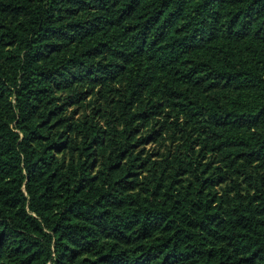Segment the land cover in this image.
<instances>
[{
    "label": "trees",
    "instance_id": "16d2710c",
    "mask_svg": "<svg viewBox=\"0 0 264 264\" xmlns=\"http://www.w3.org/2000/svg\"><path fill=\"white\" fill-rule=\"evenodd\" d=\"M0 264H264V0H0Z\"/></svg>",
    "mask_w": 264,
    "mask_h": 264
}]
</instances>
